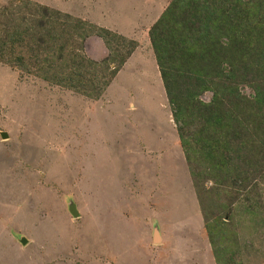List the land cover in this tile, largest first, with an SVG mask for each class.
Segmentation results:
<instances>
[{"label": "rangeland", "instance_id": "374dc122", "mask_svg": "<svg viewBox=\"0 0 264 264\" xmlns=\"http://www.w3.org/2000/svg\"><path fill=\"white\" fill-rule=\"evenodd\" d=\"M26 1L51 15L39 20L41 39L28 45L15 38L8 45L3 59L14 65L0 61V132L8 136L0 137V264H210L206 257L213 264L205 225L215 227L222 204L237 233L227 264H264V204L248 224L238 208L243 200L249 204L239 183L215 185L189 174L196 166L181 150L180 125L148 37L171 0H0V14ZM89 24L133 43L121 68L129 46L119 50L92 32L82 38L78 28ZM29 46L41 47L32 52ZM62 47L64 54L83 56L98 77L90 96L51 84L39 70ZM19 54L27 61L21 68L14 59ZM102 82L108 86L98 93ZM197 99L210 102L212 94ZM255 152L248 162L264 166ZM263 174L250 172V178L260 181ZM254 189L247 197L263 200L264 185ZM229 193L235 194L231 203ZM70 199L78 219L68 213ZM19 235L28 245L15 240Z\"/></svg>", "mask_w": 264, "mask_h": 264}, {"label": "trees", "instance_id": "16d2710c", "mask_svg": "<svg viewBox=\"0 0 264 264\" xmlns=\"http://www.w3.org/2000/svg\"><path fill=\"white\" fill-rule=\"evenodd\" d=\"M50 15L46 7L34 6L28 1L5 7L0 14L6 21L0 26V61L3 62L4 52L15 38L28 45L41 39L39 20L46 22ZM84 26L77 27L82 38L92 32L106 40L108 45L113 42L118 49L119 46H129L118 62V69L121 68L124 57H128L134 47L133 43L94 24ZM49 33L45 31L41 43L46 42ZM148 37L174 120L180 125L177 133L181 150L186 161L196 166H189V174L193 179L208 177L215 185L230 181L239 183L249 204L245 205L243 200L238 208L244 209L248 224L253 222L254 216L260 215L257 209L264 204V198L247 197L257 191L254 188L264 185L261 179L264 174L260 181L250 178V172L264 173V166L247 159V155H257V147L262 155L260 162H264V0H171L149 28ZM40 47L29 46V49L33 52ZM63 49L57 51L58 56L52 54L49 65H40L39 70L51 84L90 96L98 77L90 75L83 56L70 52L64 54ZM14 59L19 68L27 63L21 54ZM9 60L4 61L10 65ZM57 62L61 67L55 66ZM116 71L112 72V78ZM101 84L98 83L101 87L98 93L108 86V82ZM241 85L250 89L249 94L240 92ZM205 92L212 94L210 102L197 99ZM194 101L196 103L192 106ZM192 123L195 124L190 127ZM250 125L254 131L250 130ZM234 195H227L230 203ZM218 207L221 217L213 220L215 227H205L215 263L227 264L231 256L228 243H235L237 233L234 232L233 215L228 213L230 208L223 209L224 204ZM220 225L221 231L218 229Z\"/></svg>", "mask_w": 264, "mask_h": 264}, {"label": "water", "instance_id": "95a60500", "mask_svg": "<svg viewBox=\"0 0 264 264\" xmlns=\"http://www.w3.org/2000/svg\"><path fill=\"white\" fill-rule=\"evenodd\" d=\"M0 137L3 140L8 138L6 132H0ZM67 209H68V212L71 214V216L73 218L78 217V212L76 210V206H75V204H74V202L72 200H68ZM156 227L154 228V235H153V240L155 241V243L159 242V232H158V235H156L157 233H155ZM15 240L22 246L26 245L27 242H28L27 238L22 236V235L16 236Z\"/></svg>", "mask_w": 264, "mask_h": 264}, {"label": "crops", "instance_id": "0c3cea01", "mask_svg": "<svg viewBox=\"0 0 264 264\" xmlns=\"http://www.w3.org/2000/svg\"><path fill=\"white\" fill-rule=\"evenodd\" d=\"M162 236V235H161ZM159 237H160V231H159ZM153 238V237H152ZM161 239L163 240L164 238H163V236L161 237ZM152 242L154 243V244H156L155 242H154V240L152 239ZM26 245H28V244H26ZM25 245V246H26ZM190 248V247H189ZM187 252L191 255V250L190 249H188V247H187ZM193 257H195V258H197L198 256L197 255H192ZM205 260L208 262V263H212V261L208 258V257H206L205 258ZM121 263H123V262H121ZM134 263H136L135 261H134ZM213 264H216L215 262L213 263Z\"/></svg>", "mask_w": 264, "mask_h": 264}, {"label": "clouds", "instance_id": "9594fccd", "mask_svg": "<svg viewBox=\"0 0 264 264\" xmlns=\"http://www.w3.org/2000/svg\"><path fill=\"white\" fill-rule=\"evenodd\" d=\"M70 200H72V199H70ZM73 201V200H72ZM74 202V201H73ZM74 204H75V202H74ZM75 206H76V210H77V212H78V217H76V218H74V219H78L79 218V211H78V208H77V205L75 204ZM68 210V209H67ZM69 213V212H68ZM70 214V213H69ZM70 216H71V214H70ZM72 217V216H71ZM73 218V217H72ZM159 239H160V237H159ZM28 240V239H27ZM155 242V241H154ZM158 243V242H157ZM156 243V244H157ZM27 244H28V242H27ZM25 246V245H24Z\"/></svg>", "mask_w": 264, "mask_h": 264}, {"label": "bare ground", "instance_id": "6f19581e", "mask_svg": "<svg viewBox=\"0 0 264 264\" xmlns=\"http://www.w3.org/2000/svg\"><path fill=\"white\" fill-rule=\"evenodd\" d=\"M157 231H158V228L156 227L155 233H158ZM156 235H157V234H156Z\"/></svg>", "mask_w": 264, "mask_h": 264}]
</instances>
